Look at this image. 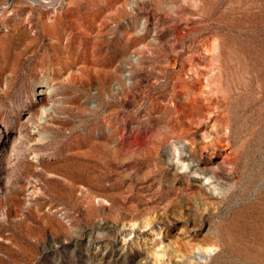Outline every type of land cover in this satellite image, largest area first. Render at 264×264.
<instances>
[{
    "label": "rangeland",
    "instance_id": "rangeland-1",
    "mask_svg": "<svg viewBox=\"0 0 264 264\" xmlns=\"http://www.w3.org/2000/svg\"><path fill=\"white\" fill-rule=\"evenodd\" d=\"M5 131L0 264H264V0H0Z\"/></svg>",
    "mask_w": 264,
    "mask_h": 264
},
{
    "label": "bare ground",
    "instance_id": "bare-ground-1",
    "mask_svg": "<svg viewBox=\"0 0 264 264\" xmlns=\"http://www.w3.org/2000/svg\"><path fill=\"white\" fill-rule=\"evenodd\" d=\"M53 95L52 89H51V85H46V86H41L39 87V89L37 90V97L35 99L36 103H35V107H37L36 109L43 115V118L45 116V113L49 111V109L51 108V96ZM37 124L36 126L34 125L35 128H37ZM32 128L28 131V138L30 139L31 135H32ZM18 139L16 138H12L10 136V134L6 133V131L4 133L1 134L0 136V156L4 157L6 156L7 158H10V160H15L18 156L15 155V144L17 143Z\"/></svg>",
    "mask_w": 264,
    "mask_h": 264
},
{
    "label": "clouds",
    "instance_id": "clouds-1",
    "mask_svg": "<svg viewBox=\"0 0 264 264\" xmlns=\"http://www.w3.org/2000/svg\"><path fill=\"white\" fill-rule=\"evenodd\" d=\"M177 163H182L183 164V167L181 168L182 171L186 170L188 168V164L186 162H181V161H179V159H177Z\"/></svg>",
    "mask_w": 264,
    "mask_h": 264
}]
</instances>
